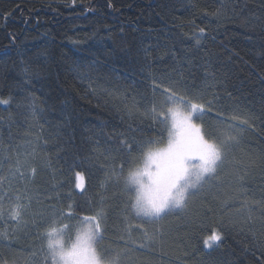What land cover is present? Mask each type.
Listing matches in <instances>:
<instances>
[{
	"label": "trees",
	"instance_id": "1",
	"mask_svg": "<svg viewBox=\"0 0 264 264\" xmlns=\"http://www.w3.org/2000/svg\"><path fill=\"white\" fill-rule=\"evenodd\" d=\"M156 84L211 101L206 137H236L188 208L158 221L109 179L166 143ZM0 100V264H52L36 214L53 204L72 213L66 238L103 207L98 250L120 264H264V0H0ZM26 191L18 224L7 212Z\"/></svg>",
	"mask_w": 264,
	"mask_h": 264
},
{
	"label": "snow or ice",
	"instance_id": "2",
	"mask_svg": "<svg viewBox=\"0 0 264 264\" xmlns=\"http://www.w3.org/2000/svg\"><path fill=\"white\" fill-rule=\"evenodd\" d=\"M203 34L204 29L201 28ZM159 106L154 103L151 108V117L164 127L167 140L163 146H157L160 141L149 140L148 146L143 151V165L129 168L124 176V165L119 173L113 172L111 176L117 177V182L123 177L124 191L128 194L131 208L138 217H148L152 220H163L174 210H185L190 201L197 196L211 179L215 178L218 170L224 163L225 155L230 143L236 140L234 135L221 132L215 137H206L201 124L197 123L206 109L211 110V101H204L189 92L176 89L174 86H162ZM7 100H0V104H8ZM229 119L237 120L232 116ZM224 121L222 120L221 123ZM247 121L240 120V124ZM229 127H235L229 125ZM131 153L133 145H127ZM143 148V144L141 145ZM135 160V158H133ZM17 172L20 171V162L17 161ZM34 176L35 168H31ZM21 177L24 173H20ZM76 188L84 190V177L76 173ZM11 199V198H10ZM27 199V203L21 201ZM101 197V204H103ZM16 203L7 212L10 219L17 223L24 222L23 215L31 208V197L27 191L23 196L15 197ZM71 205H69V209ZM211 212V209H208ZM5 215L3 196H0V217ZM41 224H47L42 236L47 238V256L52 264H120L121 253H116L111 258H106L99 247L104 240L106 227V213L101 207L93 215H84L80 221L84 224L82 229H77L74 238L66 233L69 224L63 223L64 219L71 218V211L65 213L56 205H50L46 212L36 214ZM26 223V222H24ZM36 223V220H33ZM144 235L148 237L145 230ZM150 238V237H149ZM123 240L124 238L121 237ZM222 235L213 229L211 235L204 241L206 246L219 242ZM128 242L125 241V244ZM140 247H144L140 244Z\"/></svg>",
	"mask_w": 264,
	"mask_h": 264
},
{
	"label": "rangeland",
	"instance_id": "3",
	"mask_svg": "<svg viewBox=\"0 0 264 264\" xmlns=\"http://www.w3.org/2000/svg\"><path fill=\"white\" fill-rule=\"evenodd\" d=\"M196 122H197V121H196ZM142 165H143V162H142V164H141L140 166L142 167ZM83 182H84V181H83ZM174 211H177V210H174ZM143 218H147V219H149L148 217H143ZM83 227H84V224L81 223L79 229H82ZM75 235H76V234H75Z\"/></svg>",
	"mask_w": 264,
	"mask_h": 264
}]
</instances>
